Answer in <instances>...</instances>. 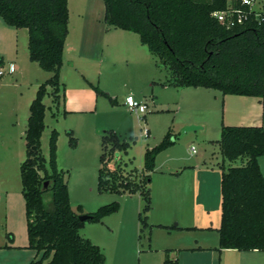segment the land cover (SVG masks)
Wrapping results in <instances>:
<instances>
[{"label": "rangeland", "instance_id": "1", "mask_svg": "<svg viewBox=\"0 0 264 264\" xmlns=\"http://www.w3.org/2000/svg\"><path fill=\"white\" fill-rule=\"evenodd\" d=\"M102 16L101 0H67V37H64L63 44L65 47L74 45L79 59H97L100 65L87 73V80H83L77 72L69 69L67 54L60 58L58 81L63 86L65 82L77 88L82 86V92L77 94L84 100V112L64 114L61 98H57L55 106L50 88L45 86L40 98L43 111L38 148L46 161L47 138L53 130L55 166L65 171L63 176L67 180L68 200L73 211L77 205L86 213L117 202L116 211L100 222H85L78 229L80 236L99 247L104 264H162L164 250L184 246L196 235L193 230L185 228L171 230L152 225V221L160 220L165 213V203L171 213L177 214L176 221L171 223L191 224L196 214L195 210L191 212L192 209L201 206L206 215L210 214L211 220L216 218L219 194L212 174L190 169L178 178H167L157 172L199 166L203 160L208 167L219 169L216 162H220L221 157L214 140L219 137L222 123V94L209 88L165 85L170 77L167 69L155 61L139 42L138 35L108 27ZM81 24L82 34L79 36ZM106 29L112 31V38H104ZM25 43L24 28H13L0 19V58L3 63L0 67V242L4 238V214L15 242H20L24 236L18 181V165L23 159L22 133L27 106L36 87L50 75L27 59ZM8 64L12 66L9 73ZM78 80H82L81 84ZM93 87L100 93L95 94ZM126 95L147 106L143 115L127 109L123 104ZM186 126L200 128L184 131ZM109 130L129 143L126 153H114V159L125 162L127 169L135 167L140 170L144 149L156 145L168 130L174 138V143L154 159L150 183L151 216L146 218L145 227L137 219L143 205L137 193L116 194L96 189L100 137ZM69 133L74 145L69 142ZM113 162L111 160L108 166L113 167ZM234 164H239V160ZM194 177L200 181L203 179L204 183L198 181L195 186ZM40 197L43 203L48 202V192H43ZM205 235L207 240L213 239V234ZM170 256L177 259V252ZM178 264H206V258L183 252Z\"/></svg>", "mask_w": 264, "mask_h": 264}, {"label": "trees", "instance_id": "2", "mask_svg": "<svg viewBox=\"0 0 264 264\" xmlns=\"http://www.w3.org/2000/svg\"><path fill=\"white\" fill-rule=\"evenodd\" d=\"M101 1L103 22L108 27L137 34L155 61L167 69L170 77L165 85L209 88L222 95L253 96L264 106V15L256 18L240 0ZM228 5L240 11L242 21L225 28L211 14L226 10ZM0 19L5 25L25 29L27 59L50 73L37 85L27 106L22 133L23 159L18 165L24 248L33 252L27 264H104L99 247L80 236L78 229L85 222H100L116 211L117 202L86 213L77 205L73 211L63 176L65 171L55 166L53 130L47 138L46 161L38 148L43 111L40 98L45 86L50 88L55 106L57 98L62 97L63 85L57 74L62 42L67 34V0H0ZM93 91L100 93L96 87ZM69 142L74 145L70 133ZM173 143L168 130L156 145L144 149L140 170L127 169L125 162L114 159V153H126L129 143L120 140L112 130L104 131L100 137L97 191L137 193L143 203L137 219L145 227L154 159ZM214 143L221 157L216 250L263 251L264 179L257 158L264 155V126L220 123L219 137ZM111 160H114L113 167L108 166ZM238 160L239 164H234ZM43 192H48L46 204L41 201ZM80 215L86 218L80 220ZM4 238L9 241V233ZM167 254L168 250H164L162 264H177Z\"/></svg>", "mask_w": 264, "mask_h": 264}, {"label": "crops", "instance_id": "3", "mask_svg": "<svg viewBox=\"0 0 264 264\" xmlns=\"http://www.w3.org/2000/svg\"><path fill=\"white\" fill-rule=\"evenodd\" d=\"M82 24L80 25L79 29V36H81V30H82ZM117 29V28H115ZM112 31H108L106 29L105 31V37L110 39L112 38L111 33ZM81 33V34H80ZM67 35V34H65ZM67 37V36H64ZM63 38V42H64ZM81 39V38H79ZM78 39V40H79ZM62 42V50H61V57L63 54H67L68 58L70 60L68 61V67L70 70H73L74 72H77L78 77L81 79H85L88 76L87 73L94 70L95 67L100 65V60L93 59V58H87L85 60H81L77 56L78 49L72 45L69 44L67 47H65V43ZM64 47V50H63ZM2 60V59H1ZM3 64V63H2ZM10 65V64H9ZM11 69L12 66L10 65ZM72 77V75H70ZM74 79V76L72 77ZM89 79V78H88ZM75 80V79H74ZM79 84H81L82 80ZM153 82H151L152 85ZM63 85V83H62ZM65 87V90H62V97H61V107L62 110L65 111L64 114H75L84 112V100L83 98H80L77 93L82 92V86L74 87V85L70 82H65L63 88ZM107 95V94H106ZM222 123L224 125H230V126H264V106L261 105L258 98L253 96H243V95H232V94H224L222 95ZM262 161V163L260 162ZM202 164H199V166H184L180 170H177L175 172H165V171H158L157 173L162 176L173 177L178 178L181 176L183 172H186L190 169L193 171L201 172L203 174H212L214 183L218 185V194H219V201H218V210L217 215L214 220L210 219V214L204 213L205 210H203V206L193 208L191 212L194 210L196 211L193 216L194 222H174L176 221V215L174 213H171L168 210L167 203L164 204L165 213L160 216V220L152 221L157 227L160 226H174L179 227L180 229L185 228L189 230H193L196 235H194L191 240H187L184 246L180 247H174L172 249L168 250V257L171 259V254H173L175 251L177 252V264L179 260V255L183 252H188L191 256L197 255L200 257L206 258V264H264V250H244V251H238L235 249H220L216 250L217 247V228L219 227V218H220V193H219V179H220V169H214L212 166H207L205 164V160L202 161ZM220 163V162H216ZM258 167L260 169V172L262 174V177L264 179V155L259 156L257 158ZM226 164V162L224 163ZM219 168V167H218ZM154 171V170H153ZM152 171V172H153ZM151 172V173H152ZM151 177V176H150ZM203 182V179L197 180L196 177H194L193 183L196 186L199 182ZM151 183V178H150ZM150 183H149V195H150ZM204 183V182H203ZM163 198H166V191L163 193ZM151 198H152V192L150 197V209L146 213V217L151 216ZM6 210V207H5ZM149 214V215H148ZM189 216V215H188ZM159 221V222H157ZM187 223V224H186ZM151 225V224H150ZM160 225V226H158ZM171 230H179L176 228H172ZM23 231H24V224H23ZM3 232L9 233L10 240H6L3 238V240L0 242V264H27L29 259L32 257L33 252L29 249L24 248L25 246V234L20 240V242H15L14 234L11 228V225L9 223L8 218H6V214H4L3 217ZM213 234V239H206L205 234ZM172 250H174L172 252ZM186 250V251H183ZM162 263V261H161Z\"/></svg>", "mask_w": 264, "mask_h": 264}, {"label": "built area", "instance_id": "4", "mask_svg": "<svg viewBox=\"0 0 264 264\" xmlns=\"http://www.w3.org/2000/svg\"><path fill=\"white\" fill-rule=\"evenodd\" d=\"M229 2V0H227ZM240 4L246 6L247 12L253 14L256 18L263 17V4L264 0H240ZM240 11L238 9L231 8L230 5L227 6L224 11H215L211 15L219 22L222 23L225 28H229L233 23H241L242 18L240 16ZM233 14L234 19H233ZM11 71V67L8 64L7 72ZM2 71L0 70V75ZM123 104L127 109L137 115H143L147 109V106L141 101L135 100L131 95H126Z\"/></svg>", "mask_w": 264, "mask_h": 264}, {"label": "water", "instance_id": "5", "mask_svg": "<svg viewBox=\"0 0 264 264\" xmlns=\"http://www.w3.org/2000/svg\"><path fill=\"white\" fill-rule=\"evenodd\" d=\"M197 128H200L199 126H186L183 130L184 131H188V130H194V129H197ZM86 218V215H80L79 216V219L80 220H84Z\"/></svg>", "mask_w": 264, "mask_h": 264}]
</instances>
